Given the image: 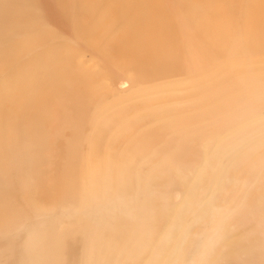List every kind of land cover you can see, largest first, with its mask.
<instances>
[{
	"label": "rangeland",
	"instance_id": "rangeland-1",
	"mask_svg": "<svg viewBox=\"0 0 264 264\" xmlns=\"http://www.w3.org/2000/svg\"><path fill=\"white\" fill-rule=\"evenodd\" d=\"M197 1L51 0L55 13L73 4L89 7L99 3L98 20H107L111 25L105 42L94 46L75 35L72 27L60 29L52 14L42 12L43 20L33 19L30 8L21 5L12 13L7 0H0V52L13 54V65L0 69L3 108L0 126L7 124L20 131L30 109L52 103L55 88H47L46 81L52 73L60 75L57 56L66 51L70 68L87 74L92 83L90 108L97 110V116L85 129L95 139L91 148L101 143L109 150L105 153L109 178L104 184L83 163L81 195L77 196L71 187L63 195L59 183L67 153L65 139L69 134L59 132L56 125L51 127L54 145L40 149L46 164L36 171L30 165L32 140L26 152L25 141L17 133L19 139L14 150L5 153L6 163L0 172L8 175L13 168L15 174L23 171L22 180L37 181L32 205L41 206L48 198L52 205L61 200L53 214L49 212L51 205L28 209L39 215L37 237L46 246L56 243L55 235L62 230L59 252L47 254L40 264H68L70 249L78 252L83 248L81 236L72 229V223L78 224L81 233L101 228L108 229L109 234L116 232L120 225L117 221L112 229L110 223L115 215L106 204H114L113 208L125 205L121 208L124 211L127 204L139 209L157 200L163 202V207L156 206V210L163 214L153 216L161 218L162 226L146 241L168 243L160 245L158 261L162 264H190L186 260L180 263L179 259L183 258L199 259L203 264H264V52L257 54L252 46L257 38L264 46V28L256 32L250 25L257 0L235 2L233 25L248 38L238 37L233 56L226 54L231 38L217 45L214 57L198 46L201 38H207L205 12L197 19L192 51L185 50L186 39L181 33H173L169 38V49L178 55L172 71L149 65L151 52L141 49L152 35L143 22L147 10L159 14L173 28ZM220 10L216 3L215 11ZM224 12L227 17L229 12ZM113 25L117 29H111ZM180 88L190 92L184 99L190 100L186 104L190 114L181 152L186 157L193 141L201 144L214 139L223 144L214 164L208 165L204 159L161 161L155 150L149 149L156 136L142 142L147 136L146 128L154 123V116L169 117L176 104L168 102L181 101ZM204 103L211 108L208 118L202 116ZM143 157L147 159L144 167L139 161ZM16 163L21 165L18 170ZM143 172L151 176L150 182L140 181ZM160 181L165 191L163 196L155 189ZM195 185L200 194L191 193L188 186ZM203 187L207 188L206 192ZM150 195L155 199H150ZM77 204L83 206L81 211ZM74 209L79 216H74ZM175 218L180 219V227L173 225ZM242 219H260V223L251 228ZM29 243L25 235L0 239V264H29L28 260L19 263L20 257H27Z\"/></svg>",
	"mask_w": 264,
	"mask_h": 264
},
{
	"label": "bare ground",
	"instance_id": "bare-ground-1",
	"mask_svg": "<svg viewBox=\"0 0 264 264\" xmlns=\"http://www.w3.org/2000/svg\"><path fill=\"white\" fill-rule=\"evenodd\" d=\"M236 0H217L216 2H205L198 0L193 4L187 14L182 15L171 28L166 20L159 14L154 15L151 10L145 12L143 22L146 27L152 31L149 41L144 42L141 46L143 51H150L151 58L148 64L166 71H172L175 66L178 55L171 51L168 47V40L173 33H181L186 39L185 50L192 51L194 45V30L198 17L203 13H207L208 20L205 27L207 38H201L198 46L203 50H208L211 57L217 56V45L223 41L231 40L226 48L227 56H233L235 45L238 43V37L244 35L236 26L233 25V14ZM216 3L219 4L220 12L215 11ZM23 5L27 9L30 8L31 18L43 20L42 12L53 15L54 23L62 30L72 27L75 35L86 39L94 46H101L106 39L111 23L107 20L100 22L98 17L101 13L99 3H95L89 7H81L77 4L67 6L62 12L55 13L51 8V0H7V6L12 13L17 7ZM227 11V17L223 13ZM225 13V12H224ZM250 25L256 32L264 28V0H257L252 10ZM111 29H117V25H113ZM257 54L264 52V46L261 40L257 38V42H253ZM57 71L60 75L51 74V79L46 81L47 88H55V94L52 103L47 106H37L28 111V119L23 123L22 129L18 131L13 126L3 124L0 126V169L6 163L5 153L12 152L19 139L18 134L22 135L25 141L24 150H28V142L31 139L30 165L33 170L40 171L41 167L46 164V159L40 155V149H49L54 145L50 129L56 125L61 133H68L65 139L67 153L63 161L62 179L59 183L63 190L71 187L77 196L82 193V183L84 180L83 163L88 165L87 170L92 172L94 176L100 178V184H104L109 178L108 167L105 165V153L109 150L105 149L101 143L91 148L95 144V139L91 131L85 129L94 123L97 116V110L92 111L90 103L92 99L89 97V88L92 83L87 74L77 72L70 68L68 63V55L66 51H62L57 56ZM13 65V54L3 50L0 52V69L6 70ZM57 88V89H56ZM179 100L169 101L168 104H176L169 117L161 114L154 116V123L146 128L147 135L142 142L146 143L147 138L151 135L156 136V141L149 144V149L155 150L156 155L161 161L184 159L206 160L208 165L216 162L223 144L214 139H206L201 144L193 141L187 148L188 155L183 156L181 148L183 147V138L188 130L189 110L186 104L190 100L185 101V95L188 97L190 92L184 91L183 88L178 90ZM97 109L101 107L95 103ZM230 110H228L229 112ZM203 118H208L211 114V108L208 103L201 105ZM3 115V108L0 105V118ZM181 124V125H180ZM84 147H88L85 149ZM65 155L64 152H61ZM140 163L143 167L147 163L146 158H141ZM20 163L15 164V169H20ZM11 173L3 175L0 180V239L13 238L19 235H25L31 241L27 244L29 253L27 257H20L19 263L25 260L29 264H40L42 259L49 253H58L60 250L59 238L62 230L55 235L56 243L46 246L40 238L38 229L39 215L28 212L30 208H39L41 206L51 205L49 212L52 214L58 210V202L48 201L43 205H32V197L36 192L37 181L29 179L22 180L21 171L15 174L11 169ZM42 176L44 173L42 172ZM143 183L150 182L151 176L147 172H143L140 177ZM119 185H117L118 187ZM191 188L194 195L199 193L198 187L195 185ZM204 188V192L207 188ZM159 196H163L165 191L162 187V181L155 185ZM150 199L154 200L155 196L150 195ZM142 203V200H141ZM156 204V205H155ZM155 204H149L145 207L137 208L135 205L127 204L113 208L114 204H106V207L112 209L115 219L110 223L114 230L118 221L119 229L110 233L109 230L101 228L100 230L90 229L87 232H80L78 224L72 223V229L77 235L81 236L83 248L80 251L70 249V258L68 264H162L158 261L161 256L160 245H168L166 241L152 243L146 241L151 234L156 232L161 226L162 221L159 216H153L154 213H161L156 210V206L163 207V202L157 200ZM83 209L82 205H76ZM118 206V204H116ZM190 206V204H188ZM154 207V209H151ZM122 208V209H121ZM75 215L80 214L74 209ZM245 226H257L258 220H243ZM173 225L180 227V219H173ZM253 228V227H251ZM151 231L152 233H148ZM243 234L242 231L237 232ZM248 233V230L247 232ZM170 246V245H169ZM189 261L190 264H203L199 259L183 258L179 259L180 263Z\"/></svg>",
	"mask_w": 264,
	"mask_h": 264
}]
</instances>
